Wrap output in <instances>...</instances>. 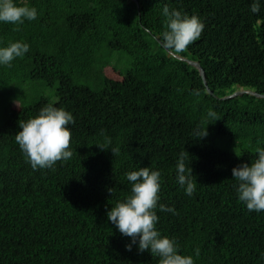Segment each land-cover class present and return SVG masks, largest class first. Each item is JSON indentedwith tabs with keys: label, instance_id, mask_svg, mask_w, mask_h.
Wrapping results in <instances>:
<instances>
[{
	"label": "trees",
	"instance_id": "obj_1",
	"mask_svg": "<svg viewBox=\"0 0 264 264\" xmlns=\"http://www.w3.org/2000/svg\"><path fill=\"white\" fill-rule=\"evenodd\" d=\"M24 2L36 20L0 23V46L30 45L0 66V264H157L149 251L127 250L131 238L107 217L130 192L126 172L145 166L161 171L160 203L178 213L158 211V229L195 264H264V212L238 201L232 178L264 146V98H220L239 87L264 94V0L259 13L253 0ZM165 6L204 21L178 55L200 63L214 95L197 68L159 45ZM114 52L129 57L121 81L105 75L120 60ZM46 103L74 115V154L33 170L15 134ZM198 126L209 134L196 138ZM109 141L119 155L97 145ZM181 151L197 180L193 196L175 182Z\"/></svg>",
	"mask_w": 264,
	"mask_h": 264
},
{
	"label": "clouds",
	"instance_id": "obj_2",
	"mask_svg": "<svg viewBox=\"0 0 264 264\" xmlns=\"http://www.w3.org/2000/svg\"><path fill=\"white\" fill-rule=\"evenodd\" d=\"M133 1L139 7L138 0ZM261 3L262 0H253L250 11L259 13ZM162 14L166 18V28L158 34L159 45L177 53L171 52L178 57L179 53H183L189 45L200 39L205 28L204 21L198 15H189L168 6L162 9ZM37 18L38 9L24 0H0V23L22 25L26 20ZM29 51L30 45L23 41L0 46V66L12 67L14 60ZM120 74L123 78V73ZM208 117L215 121L219 119L215 111H210ZM74 124L72 112L55 103H46L35 116L19 122L20 130L15 134V141L33 170L54 169L57 162H67L73 157L74 153L70 148L72 131L69 126ZM208 134L207 128L202 126L194 131L196 138L206 137ZM110 143L97 145L101 149L110 148L114 155H119L120 148L110 147ZM187 153L181 151L178 154L175 182L186 195L193 196L197 180L193 176ZM255 153V158L250 162H241L233 167L232 178L238 201L249 212L260 213L264 212V146H258ZM125 176L131 186L130 192L107 211V217L122 235L131 238L126 244L127 250L131 251L133 245H136L140 252L149 251L156 258L157 264H195L192 255L182 253L175 237L163 234L157 227L160 220L158 211L178 214L174 206L160 203L161 171L145 166L129 170ZM199 254L200 250L197 248L195 255ZM261 259L264 260V253H261Z\"/></svg>",
	"mask_w": 264,
	"mask_h": 264
},
{
	"label": "water",
	"instance_id": "obj_3",
	"mask_svg": "<svg viewBox=\"0 0 264 264\" xmlns=\"http://www.w3.org/2000/svg\"><path fill=\"white\" fill-rule=\"evenodd\" d=\"M178 57L183 59V60H185V61H187L192 66L197 68V70H198V72H199V74H200V76H201V78L203 80V84L206 87L207 92L214 95L213 91L208 87V84H207V81H206V76H205L204 70H203L202 66L200 65V63L198 61L190 60L188 58H183V57H180V56H178ZM243 94H250V95H254L256 97H263L264 98V94L258 93V92L254 91L252 89H246V88H242V87H239L238 89H236L232 93L224 95V96H221L220 98L221 99H227V98H231V97H235V96H240V95H243Z\"/></svg>",
	"mask_w": 264,
	"mask_h": 264
},
{
	"label": "rangeland",
	"instance_id": "obj_4",
	"mask_svg": "<svg viewBox=\"0 0 264 264\" xmlns=\"http://www.w3.org/2000/svg\"><path fill=\"white\" fill-rule=\"evenodd\" d=\"M118 54L120 55V60L115 62L114 67L116 69H118V70H121V73H123L124 72V68L127 66V63H125L126 59H128L129 57L125 53L114 52L113 53L114 58H116V56ZM115 68L106 67L105 68V73L111 79L121 80L122 76H121L120 72L116 71ZM47 93L51 94L52 91L50 89L49 90L47 89ZM17 107H18V103H15L14 104V108H17Z\"/></svg>",
	"mask_w": 264,
	"mask_h": 264
},
{
	"label": "bare ground",
	"instance_id": "obj_5",
	"mask_svg": "<svg viewBox=\"0 0 264 264\" xmlns=\"http://www.w3.org/2000/svg\"><path fill=\"white\" fill-rule=\"evenodd\" d=\"M170 196V195H169Z\"/></svg>",
	"mask_w": 264,
	"mask_h": 264
}]
</instances>
